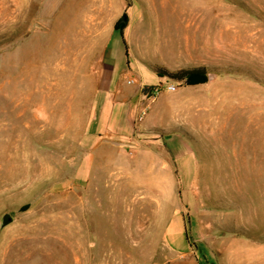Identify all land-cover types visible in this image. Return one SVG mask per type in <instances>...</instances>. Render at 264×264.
<instances>
[{
  "label": "rangeland",
  "instance_id": "obj_1",
  "mask_svg": "<svg viewBox=\"0 0 264 264\" xmlns=\"http://www.w3.org/2000/svg\"><path fill=\"white\" fill-rule=\"evenodd\" d=\"M0 264H264V0H0Z\"/></svg>",
  "mask_w": 264,
  "mask_h": 264
},
{
  "label": "crops",
  "instance_id": "obj_2",
  "mask_svg": "<svg viewBox=\"0 0 264 264\" xmlns=\"http://www.w3.org/2000/svg\"><path fill=\"white\" fill-rule=\"evenodd\" d=\"M116 34V31L111 35L109 41L106 44V49H105V54L109 52V47L114 44L115 46L120 47L122 44V40L117 39L114 35ZM114 42V43H113ZM107 57V54L104 56L102 59V62L105 61ZM101 62V63H102ZM145 85V84H143ZM142 85V86H143ZM140 90V96H139V104H138V110L136 116H134V119L130 118V127L128 130H125L126 132H122L120 128H111L108 125L105 124V119L103 120V123L99 125L98 123L95 124L96 126L93 129H88L87 134L91 135L92 142L89 144L88 150L91 151L90 153L92 154L91 157H94L100 147H106L108 145H123V144H137L138 142H143L144 139H150L153 140L151 137H146L144 135H141V133H145L144 130L139 129L138 125V118H139V111H140V102L143 98V95L141 93V87L139 88ZM101 89L98 86L97 82V90H96V97L100 95ZM119 99H122L123 101H126L129 97V94L123 93L118 95ZM102 107L104 106L105 102L107 101L106 98L103 96L102 100ZM97 110V109H96ZM97 112V111H96ZM96 112L94 114H96ZM97 115V114H96ZM96 115L92 114V117L89 121L88 124L92 123L93 117H96ZM101 116L98 117L100 119ZM87 130V129H86ZM83 137V135H82ZM125 137V138H124ZM126 137H128L126 139ZM84 138V137H83ZM126 139V140H125ZM154 141V140H153Z\"/></svg>",
  "mask_w": 264,
  "mask_h": 264
},
{
  "label": "trees",
  "instance_id": "obj_3",
  "mask_svg": "<svg viewBox=\"0 0 264 264\" xmlns=\"http://www.w3.org/2000/svg\"><path fill=\"white\" fill-rule=\"evenodd\" d=\"M123 24H127L125 23V21L123 20H119L116 28L121 31V35H122V29L121 26ZM158 73V75H167L169 76L171 79L173 80H177V81H185L186 83H193L196 82L199 79H206L207 77V71L204 67H197V68H191V69H180L176 72H168L165 70H157L156 71ZM153 87V85H143L141 87V92L143 94H146L150 91V89ZM204 257V255H202Z\"/></svg>",
  "mask_w": 264,
  "mask_h": 264
},
{
  "label": "bare ground",
  "instance_id": "obj_4",
  "mask_svg": "<svg viewBox=\"0 0 264 264\" xmlns=\"http://www.w3.org/2000/svg\"><path fill=\"white\" fill-rule=\"evenodd\" d=\"M70 53H71V52H70ZM68 54H69V53H68ZM68 54H66V56H67ZM69 55L71 56V54H69ZM63 58H64V57H63ZM66 58H68V57H66ZM64 59H65V58H64ZM68 59H69V58H68ZM50 60H51V59H50ZM61 60H62V59H61ZM58 61H59V60H58ZM66 61H67V60H66ZM66 61H65V62H66ZM48 62H49V61H48ZM60 62H61V61H60ZM67 62H68V61H67ZM58 64H59V63H58ZM68 64H69V63H68ZM61 65H62V64H61ZM47 66H48V70H47V72H46V75H45L44 73H43L44 75H42V76L45 77V79H47V83L45 84V87H43V88H46V86H47V90H48L49 88L53 90L54 87L52 88L51 79L54 78V77H53L54 75H56V73L54 72L56 67H54L53 70H52V67H50L49 64H47ZM63 69H64V68H63ZM63 69H62V70H63ZM65 69H66V68H65ZM59 71H60V70H59ZM56 72H57V71H56ZM53 73H55V74L53 75ZM57 74H58V73H57ZM61 74H62V73H61ZM63 75H64V74H63ZM57 76H58V75H57ZM57 76H56V77H57ZM44 77H42V79H43ZM59 77H60V75H59ZM39 78H40V77H39ZM63 78H64V77H63ZM56 79H57V78H56ZM60 80H61V79H60ZM39 81H41V79H40ZM37 82H38V81H37ZM44 82H46V81H44ZM61 82H62V81H61ZM38 83H40V82H38ZM38 83H37V85H39ZM40 84L43 85V83H40ZM48 84H49V85H48ZM58 84H59V82H58ZM42 85H41V86H42ZM31 87H32V86H31ZM31 87H30V88H31ZM33 87H34V85H33ZM33 87H32V88H33ZM56 87H57V86H56ZM58 87H60V86H58ZM58 87H57V88H58ZM30 88H29V89H30ZM58 89H59V88H58ZM40 90H42V89H40ZM47 90H46V91H47ZM52 90H51V91H52ZM55 91H56V90H55ZM55 91H54V92H55ZM38 92H40V91H38ZM41 92H42V91H41ZM41 92H40V93H41ZM57 92H59V91H57ZM31 93H32V92H31ZM40 93H39V94H40ZM43 93H44V91L42 92V95H43ZM50 94H51V93H50ZM54 94H55V93H54ZM57 94H58V93H57ZM36 95H37V94H36ZM44 95H45V94H44ZM46 95H47V94H46ZM55 95H56V94H55ZM56 96H57V95H56ZM29 97H30V96H29ZM31 97H34V93H33V96H31ZM41 97H42V96H41ZM43 97H44V96H43ZM45 97H46V96H45ZM45 97H44V98H45ZM50 97H51V95H50ZM52 97H55V96L53 95ZM30 99H31V98H30ZM45 99H46V98H45ZM49 100H50V99H49ZM51 100H53V99H51ZM29 101H31V100H29ZM46 101H47V100H46ZM27 102H28V101H27ZM25 104H26V103H25ZM25 104H23V105H25ZM25 106H26V105H25ZM23 107H24V106H23ZM26 110H27V109H26ZM10 116H11V115H10ZM24 116H25V115H24ZM11 118H12V117H11ZM13 118H14V117H13ZM16 118H17V117H16ZM24 118H26V117H24ZM12 120H13V119H12ZM14 120H15V119H14ZM17 120H18V119H17ZM19 120H21V119L19 118ZM24 120H26V119H24ZM30 121H31V120H30ZM14 122H16V121H14ZM18 122H19V121H18ZM28 122H29V121H28ZM28 122H27V123H28ZM32 122H33V121H32ZM225 122H226V121H225ZM10 123H11V121H10ZM21 124H22V123H21ZM29 124L31 125V123H29ZM36 124H38L37 121H36ZM10 125H11V124H10ZM12 125H13V122H12ZM18 127H19V126H18ZM18 127H17V128H18ZM24 127H25V126H24ZM30 127H32V125H31ZM222 127H223V126H222ZM15 128H16V127H14V129H15ZM20 129H21V128H20ZM29 129H30V128H29ZM34 129H35V128H34ZM233 129H235V128H233ZM30 131H31V130H30ZM223 131H224V130H223ZM227 131H228V129H227ZM235 131H236V130H235ZM10 133H11V132H10ZM23 133H24V132H23ZM16 134H17V133H16ZM20 134H21V133H20ZM232 134H233V133H232ZM235 134H237V133H235ZM18 135H19V134H18ZM29 135H30V134H29ZM225 135H226V134H225ZM22 136H23V134H22ZM10 137H11V136H10ZM15 137H16V135H15ZM225 137H226V136H225ZM11 139H12V138H11ZM11 139H10V140H11ZM10 142H11V141H10ZM23 143H24V142H23ZM10 144H11V143H10ZM16 144H17V143H16ZM20 145H21V144H20ZM12 146H13V145H12ZM12 146H10V147H12ZM17 146H18V144H17ZM15 147H16V146H15ZM18 147H19V146H18ZM16 148H17V147H16ZM16 150H17V149H16ZM14 155H15V154H14ZM11 157H12V156H11ZM132 177H133V176H132ZM128 178H129V177H128ZM128 178H127V179H128ZM134 180H135V179H134ZM134 180H133V181H134ZM153 180H154V179H153ZM131 181H132V180H131ZM137 181H138V180H137ZM156 181H157V180H156ZM157 182H158V181H157ZM162 182H163V181H162ZM133 183H134V182H133ZM140 183H141V182H140ZM149 183H151V182L149 181ZM152 183H153V181H152ZM134 184H135V183H134ZM132 185H133V184H132ZM138 185H141V184H138ZM147 185H148V184H147ZM133 186H134V185H133ZM143 186H145V185H143ZM149 186H150V185H149ZM136 187H137V186H136ZM145 187H146V186H145ZM150 188H151V186H150ZM142 190H144V189H142ZM131 192H132V191H131ZM132 194H133V193H132ZM145 195H146V194H145ZM134 197H135V196H134ZM138 199H139V198H138ZM138 199H137V200H138ZM143 199H144V198H143ZM147 199H149V197H147ZM151 200H153V199H151ZM154 200H155V199H154ZM132 201L134 202V198H133ZM140 201H141V200H140ZM144 202H146V201H144ZM151 202H152V201H151ZM142 203H143V202H142ZM148 203H149V202H148ZM132 204H133V203H132ZM145 204H146V203H145ZM145 204H144V205H145ZM148 205H149V204H148ZM141 206H142V205H141ZM140 208H142V207H140ZM143 208H144V207H143ZM136 211H138L137 208H136ZM136 211H135V212H136ZM140 211H141V210H140ZM131 213H133V216H134V212H131ZM135 214H136V213H135ZM140 214H141V213H140ZM144 214H145V213H144ZM136 215H137V214H136ZM136 215H135V216H136ZM142 215H143V214H142ZM131 216H132V214H131ZM138 217H139V216H138ZM140 217H141V216H140ZM130 226H131V225H130ZM131 228H132V227H131Z\"/></svg>",
  "mask_w": 264,
  "mask_h": 264
},
{
  "label": "built area",
  "instance_id": "obj_5",
  "mask_svg": "<svg viewBox=\"0 0 264 264\" xmlns=\"http://www.w3.org/2000/svg\"><path fill=\"white\" fill-rule=\"evenodd\" d=\"M176 89V85L171 82H161L158 85L153 86L145 95L154 98L158 96L162 91H173Z\"/></svg>",
  "mask_w": 264,
  "mask_h": 264
},
{
  "label": "water",
  "instance_id": "obj_6",
  "mask_svg": "<svg viewBox=\"0 0 264 264\" xmlns=\"http://www.w3.org/2000/svg\"><path fill=\"white\" fill-rule=\"evenodd\" d=\"M121 20L125 21V23H128L129 21V16L128 13L125 11L122 16L120 17ZM13 219L12 215L7 213L3 216V224H7L9 222H11Z\"/></svg>",
  "mask_w": 264,
  "mask_h": 264
}]
</instances>
